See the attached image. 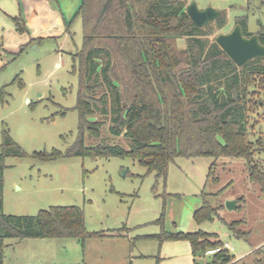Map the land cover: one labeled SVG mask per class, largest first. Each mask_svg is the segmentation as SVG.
<instances>
[{
    "label": "rangeland",
    "instance_id": "rangeland-1",
    "mask_svg": "<svg viewBox=\"0 0 264 264\" xmlns=\"http://www.w3.org/2000/svg\"><path fill=\"white\" fill-rule=\"evenodd\" d=\"M37 1L50 29L33 38L27 24L26 32L15 24L17 16L26 23L18 0H0V91L5 89L0 94V146L6 130L28 154L4 161L3 212L36 215L50 206L77 205L84 210L86 229L104 235L84 243L72 237L5 238L3 264H214L213 249L194 255L189 240L151 237L200 230L215 233L222 244L228 242L236 264H264V192L249 179L242 158L177 156L164 177L130 156L62 155L55 160L33 156L53 149L66 153L77 139L79 75L72 71L71 54L83 44L78 15L82 0ZM181 1L224 15V27L217 20L203 26L207 34L202 38L208 45L240 20L247 23L249 33L264 29V0ZM178 42L180 49L186 46L184 38ZM256 59H260L256 64H264L262 57ZM229 72L225 70L231 76ZM239 74L238 88L243 92L244 77ZM262 79L257 75L251 80L249 97L259 104L249 102L246 110L249 138L261 140L258 147H264ZM226 84V77L214 82L223 92ZM93 94L103 102H95L90 118L102 126L99 136L86 133V144L129 149L125 131L115 135L110 129L115 92L102 83ZM253 159L264 168V152L258 149ZM205 200L217 211L213 220L198 223L194 215ZM228 200H236L237 207L229 210ZM229 223H237L236 229Z\"/></svg>",
    "mask_w": 264,
    "mask_h": 264
},
{
    "label": "trees",
    "instance_id": "trees-1",
    "mask_svg": "<svg viewBox=\"0 0 264 264\" xmlns=\"http://www.w3.org/2000/svg\"><path fill=\"white\" fill-rule=\"evenodd\" d=\"M78 15L82 19L83 44L71 54L72 71L79 75L75 106L79 113L78 136L66 153L53 149L35 152L34 157L55 160L62 155L130 156L164 177L177 156L242 158L249 179L264 192V168L253 159L258 149L264 152V147H258L261 140H250L246 115L249 102H253L249 97L250 82L257 75L264 78V64H256L260 59L248 62L239 71L216 39L208 45L202 38L207 33L193 22L181 0H82ZM14 20L20 32L28 30L22 16ZM217 23L224 27L223 14ZM237 23L249 34L244 20ZM258 34L264 44V29ZM179 38L186 41L183 49L179 48ZM239 73L244 77L243 92L238 88ZM224 77L225 92L214 85ZM100 78L115 92L114 124L110 129L115 135L125 131L131 140L129 149L85 142L87 132L100 135L102 122L90 118L95 113V102H103L93 94L102 86ZM11 155L28 154L5 130L0 146V264L4 262L5 238L72 237L84 243L87 238L104 235L86 229L84 210L77 205L50 206L36 215L5 214L4 161ZM216 211L205 200L195 212V220H213ZM236 224L229 223V227L236 229ZM216 236L200 230L151 237L159 241L189 240L193 254L198 255L224 244ZM234 260L229 249L214 253V264H236Z\"/></svg>",
    "mask_w": 264,
    "mask_h": 264
},
{
    "label": "water",
    "instance_id": "water-1",
    "mask_svg": "<svg viewBox=\"0 0 264 264\" xmlns=\"http://www.w3.org/2000/svg\"><path fill=\"white\" fill-rule=\"evenodd\" d=\"M187 13L198 27L206 26L222 16L220 10L212 7L200 9L195 2L188 5ZM216 42L238 66H244L253 59L264 57V44L260 42L259 36L244 35L241 24H237L228 33L219 34ZM226 207L229 210L235 209L237 201L228 200Z\"/></svg>",
    "mask_w": 264,
    "mask_h": 264
},
{
    "label": "crops",
    "instance_id": "crops-1",
    "mask_svg": "<svg viewBox=\"0 0 264 264\" xmlns=\"http://www.w3.org/2000/svg\"><path fill=\"white\" fill-rule=\"evenodd\" d=\"M18 2L33 38L46 33L45 31L50 29V24H47L48 19L43 18L44 15L38 12V6L36 5L38 2L37 0L34 1V3L33 0H18ZM235 261H238L237 258H235L234 262Z\"/></svg>",
    "mask_w": 264,
    "mask_h": 264
},
{
    "label": "built area",
    "instance_id": "built-area-1",
    "mask_svg": "<svg viewBox=\"0 0 264 264\" xmlns=\"http://www.w3.org/2000/svg\"><path fill=\"white\" fill-rule=\"evenodd\" d=\"M230 247V244L228 242H225L222 246H219L212 250V253H217L223 249H228Z\"/></svg>",
    "mask_w": 264,
    "mask_h": 264
},
{
    "label": "flooded vegetation",
    "instance_id": "flooded-vegetation-1",
    "mask_svg": "<svg viewBox=\"0 0 264 264\" xmlns=\"http://www.w3.org/2000/svg\"><path fill=\"white\" fill-rule=\"evenodd\" d=\"M237 24H239V23H237ZM242 27H243V26H242ZM243 33H244V29H243ZM248 33H249V32H248ZM253 34H257V35L259 36L258 33H249V34H247V35L244 33V35H246V36H251V35H253ZM259 39H260V37H259ZM260 42H261V41H260ZM262 44H263V43H262Z\"/></svg>",
    "mask_w": 264,
    "mask_h": 264
}]
</instances>
